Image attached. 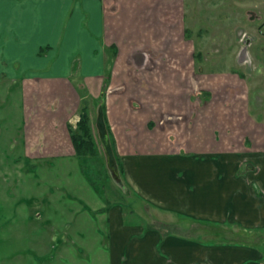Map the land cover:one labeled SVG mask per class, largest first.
Wrapping results in <instances>:
<instances>
[{
    "label": "crops",
    "instance_id": "obj_1",
    "mask_svg": "<svg viewBox=\"0 0 264 264\" xmlns=\"http://www.w3.org/2000/svg\"><path fill=\"white\" fill-rule=\"evenodd\" d=\"M186 1L0 0V110L17 84L22 121L9 147L24 157L8 158L0 129V237L24 233L13 210L23 177L38 184L32 161L46 177L48 158L79 160L67 126L79 90L105 89L120 174L146 215L96 207L106 264H264V118L250 111L264 77L232 68L230 50L205 55ZM5 203L13 215L2 218ZM43 257L0 251V264Z\"/></svg>",
    "mask_w": 264,
    "mask_h": 264
},
{
    "label": "rangeland",
    "instance_id": "obj_2",
    "mask_svg": "<svg viewBox=\"0 0 264 264\" xmlns=\"http://www.w3.org/2000/svg\"><path fill=\"white\" fill-rule=\"evenodd\" d=\"M263 2L264 0H194L192 6L197 14L191 20L195 29L191 31V39H196L199 47L205 48V55L213 56L212 60L219 59L217 56L227 49L232 51L231 56L237 55L236 62H232L236 67L232 68L246 76L264 77V36L258 31L264 18ZM189 5L191 6V0L189 4L186 1V23H189L190 18ZM238 28L254 35V40L240 44L237 39L239 31L236 32ZM6 85L12 86L11 90H7L5 104L1 103L0 129L3 130L7 143L8 158H24L19 157L20 147L13 150L9 147V140L20 128L22 121L20 99L17 98L19 87L15 83ZM75 85L82 87V84ZM259 86L263 87V84ZM83 98L94 154H88L85 158L82 156L80 161L72 156L48 158L49 161L43 163L47 167V178L43 175L42 164L32 161L38 173V186L35 184V176L29 179L24 176L21 188L22 209L17 205V210H13L12 203H5V211L1 217H11L14 211L17 220L23 219L24 233L16 240L8 236L0 237V251L18 250L24 254L36 252L45 256L42 262L29 258L24 259L23 264H106L107 239L105 228L100 223L105 216L100 217L96 207L117 203L123 207L126 216L146 218L141 199L134 194H128L121 174V181L117 183L106 167L95 127L100 97ZM252 101V115L264 118V94L252 96ZM75 117L76 121L71 123L73 127L79 120V114ZM30 180L33 181L32 184H29ZM132 209L134 212L131 215ZM43 230L48 235L45 234L44 242L36 244L34 239L41 237L38 232L42 234Z\"/></svg>",
    "mask_w": 264,
    "mask_h": 264
},
{
    "label": "trees",
    "instance_id": "obj_3",
    "mask_svg": "<svg viewBox=\"0 0 264 264\" xmlns=\"http://www.w3.org/2000/svg\"><path fill=\"white\" fill-rule=\"evenodd\" d=\"M105 84H107V82ZM104 91L105 89L102 90L99 103H102L104 120H105L106 127L109 133V126L107 124L106 114H105L106 109H105V103H104V93H105ZM79 92L81 96L85 97L84 90L80 89ZM83 97H81V102H80V107H79V112H78L79 120L77 121L76 126L73 127L71 123L67 124L70 137H71L76 155L78 157L87 156L88 154H94L93 153L94 145L90 137L91 135H90L89 125H88V113L86 110V106L84 105L85 101L83 100L84 99ZM109 137H110V141H111L112 148H113V143H112L110 134H109ZM113 151H114V148H113ZM116 161H117V157H116ZM117 164L119 168L118 161H117ZM119 172H120V168H119Z\"/></svg>",
    "mask_w": 264,
    "mask_h": 264
},
{
    "label": "water",
    "instance_id": "obj_4",
    "mask_svg": "<svg viewBox=\"0 0 264 264\" xmlns=\"http://www.w3.org/2000/svg\"><path fill=\"white\" fill-rule=\"evenodd\" d=\"M95 127L98 135V139L105 157V164L106 167L112 177V179L120 183V172L118 168V164L116 161V157L112 148V144L110 141L109 133L106 127V123L104 120V114L102 109V103L97 105L96 111V120H95Z\"/></svg>",
    "mask_w": 264,
    "mask_h": 264
},
{
    "label": "flooded vegetation",
    "instance_id": "obj_5",
    "mask_svg": "<svg viewBox=\"0 0 264 264\" xmlns=\"http://www.w3.org/2000/svg\"><path fill=\"white\" fill-rule=\"evenodd\" d=\"M263 22H264V18L261 20V22H260V24H259V26H258V31H259V33H261V28H262V25H263ZM239 31V33H238V36H237V39H238V41L240 42V44L241 43H245V44H247V43H249V42H251V40H254V35H251L249 32H247L245 29H243V28H238L237 30H236V32H238ZM187 32V31H186ZM262 34V33H261ZM263 36H264V34H262Z\"/></svg>",
    "mask_w": 264,
    "mask_h": 264
},
{
    "label": "built area",
    "instance_id": "obj_6",
    "mask_svg": "<svg viewBox=\"0 0 264 264\" xmlns=\"http://www.w3.org/2000/svg\"><path fill=\"white\" fill-rule=\"evenodd\" d=\"M261 33L264 34V22H263V25H262V28H261Z\"/></svg>",
    "mask_w": 264,
    "mask_h": 264
}]
</instances>
